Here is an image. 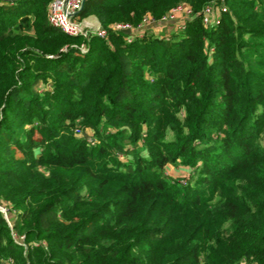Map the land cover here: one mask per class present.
<instances>
[{
	"label": "trees",
	"instance_id": "trees-1",
	"mask_svg": "<svg viewBox=\"0 0 264 264\" xmlns=\"http://www.w3.org/2000/svg\"><path fill=\"white\" fill-rule=\"evenodd\" d=\"M50 1L0 3V264H264V0H85L87 39Z\"/></svg>",
	"mask_w": 264,
	"mask_h": 264
},
{
	"label": "built area",
	"instance_id": "built-area-1",
	"mask_svg": "<svg viewBox=\"0 0 264 264\" xmlns=\"http://www.w3.org/2000/svg\"><path fill=\"white\" fill-rule=\"evenodd\" d=\"M15 0H0L2 4L13 3ZM85 0H51L48 7L47 21L49 25L60 32L68 36H82L88 38L91 35H96L100 38H105L107 31L100 29L99 27L92 30L88 26L83 25L79 18V13L82 10ZM224 0H220L219 4H210L206 6L202 14V24L205 27H213L218 23V17L220 14L226 12V8L222 6ZM193 14L190 7L186 5H179L169 11L160 20H155L152 16L147 14L141 21L136 31L140 32L143 28H151L153 26H160L171 21L179 20L180 28L184 27L185 21ZM158 21V22H157ZM111 29L116 31L130 30L132 33V27L129 24H113L110 26ZM137 35H140L138 33ZM130 42L131 39H128ZM75 48L81 52L86 50L85 43L80 45H74ZM75 134H81L80 130L76 129ZM92 142L91 140H89ZM93 143V142H92Z\"/></svg>",
	"mask_w": 264,
	"mask_h": 264
},
{
	"label": "rangeland",
	"instance_id": "rangeland-1",
	"mask_svg": "<svg viewBox=\"0 0 264 264\" xmlns=\"http://www.w3.org/2000/svg\"><path fill=\"white\" fill-rule=\"evenodd\" d=\"M50 2L48 3V7H49ZM222 4H223L222 6H224L226 8V12H227L228 6L224 2ZM179 5L188 6L185 3H180L177 6H179ZM188 7H190V6H188ZM162 17H160L159 19L156 18L155 20H160ZM81 21H82L83 25L88 26L92 30H94L98 27L100 29H104L100 25V23L98 22L96 17H94V16L84 18ZM115 24H126V23H115ZM111 25H113V24H111ZM180 30H183V27L180 28V21L175 20V21H171V22H168L166 24H163V25L160 24V26H158V27L153 26L151 28H143L140 32H144V31L147 32L148 37H159V38H164L165 40H168V39L178 38ZM134 33L137 35L139 32L135 31ZM137 36L141 37V35H137ZM88 134H89V136L91 135L90 133H88ZM164 171H165V174L171 176L175 180L181 181L182 183H184L186 181L187 177L191 173L189 168H185L183 166L174 167L171 165L166 166ZM4 204L6 205V207H3L0 205V211L4 214V216L7 220H10V217L15 214V211L11 208V206L9 204H6V203H4ZM242 264H244V263H242Z\"/></svg>",
	"mask_w": 264,
	"mask_h": 264
},
{
	"label": "water",
	"instance_id": "water-1",
	"mask_svg": "<svg viewBox=\"0 0 264 264\" xmlns=\"http://www.w3.org/2000/svg\"><path fill=\"white\" fill-rule=\"evenodd\" d=\"M124 35H130L131 34V31L130 30H125L122 32Z\"/></svg>",
	"mask_w": 264,
	"mask_h": 264
},
{
	"label": "crops",
	"instance_id": "crops-1",
	"mask_svg": "<svg viewBox=\"0 0 264 264\" xmlns=\"http://www.w3.org/2000/svg\"><path fill=\"white\" fill-rule=\"evenodd\" d=\"M139 33H140V35L142 36L143 32H139Z\"/></svg>",
	"mask_w": 264,
	"mask_h": 264
},
{
	"label": "bare ground",
	"instance_id": "bare-ground-1",
	"mask_svg": "<svg viewBox=\"0 0 264 264\" xmlns=\"http://www.w3.org/2000/svg\"><path fill=\"white\" fill-rule=\"evenodd\" d=\"M89 24V23H88Z\"/></svg>",
	"mask_w": 264,
	"mask_h": 264
}]
</instances>
